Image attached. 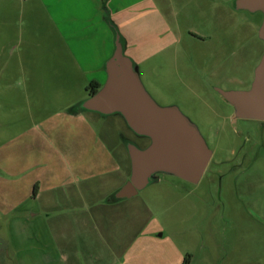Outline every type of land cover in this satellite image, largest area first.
I'll use <instances>...</instances> for the list:
<instances>
[{"label": "rangeland", "instance_id": "rangeland-1", "mask_svg": "<svg viewBox=\"0 0 264 264\" xmlns=\"http://www.w3.org/2000/svg\"><path fill=\"white\" fill-rule=\"evenodd\" d=\"M14 1L11 7L9 0H0V16L19 15L22 0ZM124 1H105L110 11V5H116L113 14L106 15L121 35L124 52L138 67L154 99L161 105H177L198 125L213 151L209 170L198 183L158 173V179L132 196L133 203L148 204L156 212L154 217L149 215L150 224L137 240L151 241L148 256H133L134 262L264 264V126L250 131V125L257 126L255 122L234 120L233 106L214 89L250 88L264 52L258 38L262 12L238 11L234 0ZM3 20L0 33L7 29ZM15 20L17 37V32L40 31L34 21L23 27L22 19ZM103 33L95 39H69L85 49L84 54L30 52L24 44L16 54H0V64L14 59L10 68L31 64L37 67L36 73L46 74L45 80L32 87L25 86L24 79L21 85L16 83L11 70L0 78V264H46L32 261L44 253V241H28L27 225L22 231L13 228L18 212L12 206L20 201L25 207L33 204L27 198L32 181L37 175L47 178L42 162L54 157L57 145L62 156L69 153L92 163L100 158L95 155L96 137L110 144L118 158L120 148L127 151L124 135L137 139L117 114L83 111L79 118H65L67 108L89 96L90 81L77 69L61 70L58 64L81 59L91 66L103 62L113 54L115 43L112 34L108 43ZM156 49L157 55L151 56ZM49 123L54 129L56 124L69 125L52 130ZM87 123L95 133H88ZM59 136H65L64 144ZM242 143L254 149L258 146L257 153L251 150L245 161L237 157L223 163ZM18 176L21 182L14 180Z\"/></svg>", "mask_w": 264, "mask_h": 264}, {"label": "crops", "instance_id": "crops-1", "mask_svg": "<svg viewBox=\"0 0 264 264\" xmlns=\"http://www.w3.org/2000/svg\"><path fill=\"white\" fill-rule=\"evenodd\" d=\"M105 1L22 0L18 6V16L11 14L0 16V21L4 19L3 22L7 27L3 33H0V54H16L15 51L21 44H24L25 50L30 52L38 49L44 52L49 50L51 53H61L60 50H63L67 53L72 50L74 53L84 54L85 49L74 45V41L69 39L71 37L72 40L81 37H87L88 40L95 39L98 34L101 35V32H104L103 35H106L108 43H111L110 34L115 40L116 32L106 14L112 15L116 5L112 3L110 11L109 5L105 6ZM122 1L125 3L124 0ZM9 2H11L9 6L15 5L14 0ZM8 18H12L14 22L10 24V21L5 20ZM15 18L22 19L23 27L31 25L34 21L40 31L28 30L27 34L17 32V37ZM86 30L87 34L79 35ZM129 46L130 43H127V47ZM157 53L156 49L151 52V56ZM109 57L96 66L88 65L83 59L81 62L58 64V66L61 70L63 68L67 71L77 69L90 83L97 81L103 85L107 78L105 63ZM15 61L13 59L0 64V78L9 75L7 71L11 70L16 83L21 85L20 80L24 79L25 86L30 87L46 79V74L36 73L34 70H37V67L31 64L25 66L21 63L17 67L10 68L9 65L12 62L14 64ZM78 104L65 110V118L76 119L84 114L83 111L77 112ZM68 125L56 124V129ZM87 125L90 131L88 133H95L90 123ZM49 128L56 130L50 123ZM52 130L47 131L52 132ZM59 137L64 144L65 136ZM94 143L97 149L95 155L100 158L92 163L69 153H63L62 156L57 147L60 144L57 145V153H52L54 157L47 155L51 157L42 162L47 168V178L37 175L32 181V186L34 185L35 188L33 186L31 189V184L29 186L31 190L27 198H30L33 204L25 207L20 201L12 206L18 212L13 219V228L22 231L27 225L28 241H44V253L32 258V261L46 264H138L134 262L133 256L138 257L139 254L148 256V249L152 246L151 241L137 240L150 224L149 215L154 217L156 212L148 204L133 203L132 197L116 200L114 196L130 178L131 160L128 151L120 148V158H118L110 144L102 139L99 140L98 137ZM28 167L31 168L32 165ZM16 178L14 180L21 182V176ZM103 178L107 180L103 181ZM102 181L105 182L104 187L101 185ZM24 215H28L27 218ZM145 215L146 217L142 219ZM135 231L138 234L133 237ZM147 234L155 236V233L150 231Z\"/></svg>", "mask_w": 264, "mask_h": 264}, {"label": "water", "instance_id": "water-1", "mask_svg": "<svg viewBox=\"0 0 264 264\" xmlns=\"http://www.w3.org/2000/svg\"><path fill=\"white\" fill-rule=\"evenodd\" d=\"M235 6L252 13L262 12L258 34L264 43V0H235ZM105 68L106 81L79 103V109L105 116L120 115L135 135L149 139L146 146L126 140L131 174L114 196L123 199L136 195L158 179V173L198 183L212 157V149L198 125L177 105H161L154 99L142 82L138 67L124 52L118 32ZM218 91L233 106L236 117L264 120V52L250 88Z\"/></svg>", "mask_w": 264, "mask_h": 264}, {"label": "flooded vegetation", "instance_id": "flooded-vegetation-1", "mask_svg": "<svg viewBox=\"0 0 264 264\" xmlns=\"http://www.w3.org/2000/svg\"><path fill=\"white\" fill-rule=\"evenodd\" d=\"M233 7L236 9V10H238V11H240V10H243V9H238L236 6H235V0L233 1ZM245 11H247V10H245ZM249 12V11H248ZM252 13V12H251ZM259 28H260V26H259ZM258 31H259V29H258ZM194 35V34H193ZM258 38L260 39V37H259V34H258ZM254 79V78H253ZM253 79H252V81H253ZM252 81L250 82V86H251V84H252ZM218 88H220V87H218V86H215L214 87V89H215V91H217L221 96H222V94L218 91ZM223 89V88H222ZM224 89H226V88H224ZM223 97V96H222ZM224 98V97H223ZM225 99V98H224ZM234 120H237V119H242V120H246L248 123H252V122H255L256 123V125L257 126H254V125H250L249 126V129H250V131H251V129H255V130H258L260 127H263L264 126V120H257V119H247V118H240V117H236L235 116V113H234ZM135 135V134H134ZM203 135H204V133H203ZM136 137H137V139H130L131 141H133V142H135L136 144H138V145H140V146H146L148 143H149V139H147V138H144V137H139V136H137V135H135ZM204 137L206 138V140H207V142H209L208 141V138L204 135ZM124 140L126 139H128L129 140V138L127 137V136H125L124 135V138H123ZM141 140H145L146 141V144L144 145V144H142L141 143ZM209 144V143H208ZM251 150L252 151H254V153H257V151H258V146L254 149L252 146H249V144H247V143H242V144H240V146L234 151V155H233V157L231 158V159H227V160H225V161H223V163H226V162H231V161H233L234 159H237V157H240V160H242V161H245L246 159H247V157L249 156V154L251 153ZM212 157H213V151H212ZM212 157H211V159H210V161H209V163H208V165H207V167H206V170H205V172L204 173H206L208 170H209V166H210V164H211V161H212ZM220 173V172H219ZM218 173V174H219ZM204 175V174H203ZM218 176H220V175H218Z\"/></svg>", "mask_w": 264, "mask_h": 264}, {"label": "trees", "instance_id": "trees-1", "mask_svg": "<svg viewBox=\"0 0 264 264\" xmlns=\"http://www.w3.org/2000/svg\"><path fill=\"white\" fill-rule=\"evenodd\" d=\"M110 20V19H109ZM112 23V24H111ZM110 24L112 25V27L114 28L115 32L117 33L118 30L116 28V26L114 25V23L110 20ZM102 85L97 82V81H92L89 86H88V90H89V94L91 93H95ZM77 112H81V111H88V110H81L79 109V104L76 107ZM100 114V113H99ZM105 116V115H104ZM128 140V139H127ZM124 142H127L126 139L124 140ZM115 198V197H114ZM117 200V198H115ZM189 258V254L188 256L184 259V262ZM185 264V263H184Z\"/></svg>", "mask_w": 264, "mask_h": 264}]
</instances>
